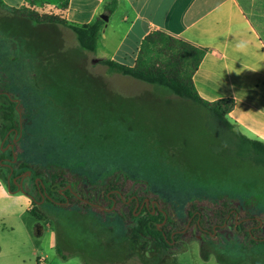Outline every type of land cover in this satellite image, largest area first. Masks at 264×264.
Wrapping results in <instances>:
<instances>
[{"label":"rangeland","instance_id":"rangeland-1","mask_svg":"<svg viewBox=\"0 0 264 264\" xmlns=\"http://www.w3.org/2000/svg\"><path fill=\"white\" fill-rule=\"evenodd\" d=\"M47 5L30 4L19 13L0 5V231L32 233L47 264H218L240 247L226 229L209 240L189 226L177 248L162 251L152 242L143 247L126 238L118 205L106 209L99 200L101 210L68 199L34 201L36 181L19 166L26 164L63 166L91 185L109 171H122L130 186L147 185L183 220L193 198L228 195L262 220L257 235L264 237V166L233 153L234 131L218 128L207 110L166 89L109 73L71 31L34 20L51 15ZM5 95L16 108L12 126L2 116ZM14 177L23 178V191L14 183L10 190ZM67 187L79 196L73 182ZM8 215L20 217L8 221ZM38 224L45 233L36 237ZM241 261L264 264V246L250 248Z\"/></svg>","mask_w":264,"mask_h":264},{"label":"crops","instance_id":"crops-1","mask_svg":"<svg viewBox=\"0 0 264 264\" xmlns=\"http://www.w3.org/2000/svg\"><path fill=\"white\" fill-rule=\"evenodd\" d=\"M112 1L115 9L106 13ZM42 2L52 11L48 16L69 24L108 16L92 53L97 60L133 66L142 40L153 31L205 49L192 77L197 94L210 103L232 99L227 119L233 131L264 144V0H0L1 6L15 10ZM36 228L34 236L45 233L43 226ZM32 235L25 229H2L0 264H47ZM55 243L52 234L51 250Z\"/></svg>","mask_w":264,"mask_h":264},{"label":"trees","instance_id":"trees-1","mask_svg":"<svg viewBox=\"0 0 264 264\" xmlns=\"http://www.w3.org/2000/svg\"><path fill=\"white\" fill-rule=\"evenodd\" d=\"M115 6L116 2L112 1L105 7V12L112 13ZM9 11L19 13V10L11 8ZM34 20L38 23L48 22L68 29L72 32L78 46L89 53L96 51L100 30L104 25L101 18L84 25L69 24L52 16L34 18ZM205 52V49L193 46L164 32L153 31L142 40L133 66L103 59L98 60V63L105 66L109 73L120 74L148 85L166 89L180 99L199 105L208 111L211 121L218 128L222 127L232 133L233 127L228 122L227 114L234 105L233 100L223 99L212 103L204 101L193 86L192 77ZM6 100L8 104L3 107L2 116L12 126L16 108L9 98ZM233 134L237 141L231 143L230 147L233 153L256 165L264 166V144L250 140L239 132H233ZM19 166L20 169H24V172L31 171L32 180L39 179L38 183H34L37 200L32 198L36 202L43 198L45 202L51 204L56 201L64 203L67 198V204H79L85 208L92 207L81 202L78 198L72 197L71 188L67 187L70 182H73L75 188H78L79 196L89 203L100 200L101 203L103 202L104 208L110 209L111 199H115L116 205H118L115 211L126 225V238L133 243L140 242L143 247L152 242L157 249L162 251L177 248V243L184 236L183 231L187 225L189 229L194 227L209 240L214 239L212 238L213 234L219 237L218 232H221L222 228L230 231L239 240L240 247L238 249L228 250L231 260H217L218 264H240L241 260L245 258L247 250L264 246V240H262L264 237L261 238L257 235L259 232L257 227L260 226L262 220L254 218L249 211L240 210L237 206L238 201L228 195L215 199L193 198L185 207V219L183 220L178 217L169 202L152 192L147 185L134 188L130 186L128 176L122 171H109L101 181L97 182L99 185H91L80 180L76 174L63 166L48 168H31L26 164ZM11 184L10 190L15 191L16 186ZM26 193L29 195L28 192ZM130 198H132L131 202L127 203ZM144 199L157 202V208L143 209L139 212L138 209H135L136 201L141 202ZM30 213L34 215L35 208H32ZM38 218L41 217L38 216ZM184 223L185 226L182 227ZM224 224L225 226L222 227ZM254 224L256 226H253ZM216 254L226 255L224 252ZM204 259L207 260L208 256L205 255Z\"/></svg>","mask_w":264,"mask_h":264},{"label":"flooded vegetation","instance_id":"flooded-vegetation-1","mask_svg":"<svg viewBox=\"0 0 264 264\" xmlns=\"http://www.w3.org/2000/svg\"><path fill=\"white\" fill-rule=\"evenodd\" d=\"M1 93V92H0ZM3 94H5V93H3ZM5 97L6 98H8L6 95H5ZM11 145L14 147V145H16V142H11L9 145H8V148L9 149H12V147H11ZM15 178V177H14ZM13 178V179H14ZM17 183L19 182V179H17V181H16ZM12 183H13V180H12ZM70 194L72 195V197H74V198H78L80 201H81V199L82 198H80L79 196L77 197V196H74L72 193H71V191H70ZM77 194V193H76ZM78 195V194H77ZM67 199V198H66ZM84 200V199H83ZM131 200H132V198H130V200H128V202L127 203H130L131 202ZM86 201V200H85ZM81 202H83V201H81ZM111 202H112V205L114 204V207L116 206V204H117V201L115 200V199H111ZM152 202L153 201H150L149 199H144V200H142L141 202H138V201H136V205H135V209H138L139 210V212H141L143 209H146V210H149V209H153V207H152ZM89 205H91L92 207H96V208H99V209H102V210H104L102 207H100V205L98 204V203H96V202H91ZM113 207V208H114ZM154 208H157V206L154 204ZM248 220V219H247ZM187 227V226H186ZM187 229V228H186ZM185 231V230H184Z\"/></svg>","mask_w":264,"mask_h":264},{"label":"water","instance_id":"water-1","mask_svg":"<svg viewBox=\"0 0 264 264\" xmlns=\"http://www.w3.org/2000/svg\"><path fill=\"white\" fill-rule=\"evenodd\" d=\"M100 18L103 20V21H107V19H108V16L107 15H102V16H100ZM95 62H98V60H95ZM13 142H16V140H13ZM11 147L13 148V146L11 145ZM16 160V156H15V154H13V161H15ZM30 174H31V172H28V175L30 176ZM26 176H24V178H25ZM17 179H19V182L17 183L16 181H17ZM36 181V183H38L39 182V179H36L35 180ZM22 182H23V178L22 177H17V178H14L13 179V183L14 184H16V186H17V190H21V191H23V188H22ZM69 188V187H68ZM33 198V197H32ZM41 201H44V199L42 198V200ZM81 201H83V202H85V203H87V204H90L88 201H85V200H83V199H81ZM66 202H67V200H66ZM154 204L157 206L158 204H157V202H152V207L154 208ZM112 210V209H111ZM154 213V212H153ZM237 217V216H236ZM260 225H261V223H260ZM225 226V224L222 226V227H224ZM187 227H188V225H187ZM186 227V228H187ZM184 232V231H183ZM262 240H264V239H262Z\"/></svg>","mask_w":264,"mask_h":264},{"label":"built area","instance_id":"built-area-1","mask_svg":"<svg viewBox=\"0 0 264 264\" xmlns=\"http://www.w3.org/2000/svg\"><path fill=\"white\" fill-rule=\"evenodd\" d=\"M40 263H41V264H44V262H43V261H40Z\"/></svg>","mask_w":264,"mask_h":264}]
</instances>
